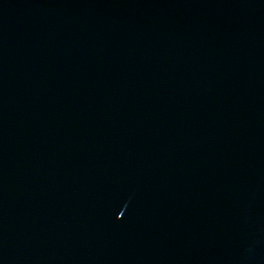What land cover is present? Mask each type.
<instances>
[{"label": "water", "instance_id": "obj_1", "mask_svg": "<svg viewBox=\"0 0 264 264\" xmlns=\"http://www.w3.org/2000/svg\"><path fill=\"white\" fill-rule=\"evenodd\" d=\"M0 264H264V0H0Z\"/></svg>", "mask_w": 264, "mask_h": 264}]
</instances>
